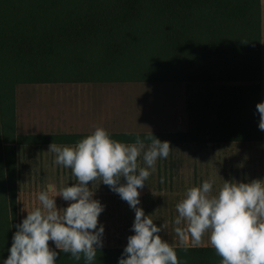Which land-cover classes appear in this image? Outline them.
I'll use <instances>...</instances> for the list:
<instances>
[{"label": "trees", "instance_id": "16d2710c", "mask_svg": "<svg viewBox=\"0 0 264 264\" xmlns=\"http://www.w3.org/2000/svg\"><path fill=\"white\" fill-rule=\"evenodd\" d=\"M166 81L185 84L187 128L113 139L264 140V0H0V264L16 231L18 146L92 133L18 131L17 86ZM125 246L102 245L94 264H118ZM171 246L180 264H220L209 245ZM51 248L56 264H85Z\"/></svg>", "mask_w": 264, "mask_h": 264}, {"label": "clouds", "instance_id": "9594fccd", "mask_svg": "<svg viewBox=\"0 0 264 264\" xmlns=\"http://www.w3.org/2000/svg\"><path fill=\"white\" fill-rule=\"evenodd\" d=\"M256 111L258 127L264 131V101L256 104ZM171 148L169 141H161L152 132L143 139L137 134L135 142H122L100 126L74 145L52 142L48 151L54 154V164L70 169L76 182L56 190L55 196L50 195L51 187L38 193L39 206L26 210V217L15 226L3 264H56L59 253L50 241L76 261L83 257L85 264H94L103 245L104 226L98 217L105 207L90 188L96 182L108 186L135 211L134 234L127 237L118 264H180L174 247L159 235L165 225L158 227L138 207V190ZM213 184L205 180L187 188L176 204L173 231L180 247L187 251L200 246L207 235L220 264H264V179L224 180L215 193ZM57 196L70 202L68 206L58 208Z\"/></svg>", "mask_w": 264, "mask_h": 264}, {"label": "rangeland", "instance_id": "374dc122", "mask_svg": "<svg viewBox=\"0 0 264 264\" xmlns=\"http://www.w3.org/2000/svg\"><path fill=\"white\" fill-rule=\"evenodd\" d=\"M187 97L185 84L176 81L19 84L16 88V125L17 130L24 133H84L93 132L98 126L108 131L185 130ZM49 145L18 146L16 225L26 217L27 211L39 206L37 195L40 191L51 187L50 195L55 196L56 190L76 182L70 169L54 164V154L48 151ZM170 145L171 149L178 150L264 149V141H184L170 142ZM157 172L161 170H156L152 173L153 179L151 175L145 182L151 186L148 191L138 190L139 198L156 194L154 190L159 186L153 181ZM124 182L122 178L121 183ZM160 185L163 186L162 183ZM90 188L94 191V198L105 206L98 217L99 224L104 226L103 245H126L127 237L134 234V210L103 183H93ZM55 202L58 208L67 207L70 203L60 196L55 197ZM155 224L158 227L162 225ZM173 229L166 228L159 233L169 244L179 243ZM202 244H208L207 235ZM49 245L55 247L51 241Z\"/></svg>", "mask_w": 264, "mask_h": 264}, {"label": "crops", "instance_id": "0c3cea01", "mask_svg": "<svg viewBox=\"0 0 264 264\" xmlns=\"http://www.w3.org/2000/svg\"><path fill=\"white\" fill-rule=\"evenodd\" d=\"M156 170H161L155 174L153 181L157 182L159 188L154 190L155 195L149 194L139 198L138 206L144 210L145 215H150L154 223L164 224L165 229H173L174 219L178 215L175 206L183 199L187 188L199 186L205 180H213L215 193L224 180L235 183L264 179V149H171L166 159L157 160ZM150 188L151 186L146 184L143 191Z\"/></svg>", "mask_w": 264, "mask_h": 264}]
</instances>
